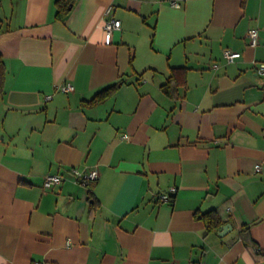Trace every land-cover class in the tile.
<instances>
[{
	"label": "crops",
	"instance_id": "0c3cea01",
	"mask_svg": "<svg viewBox=\"0 0 264 264\" xmlns=\"http://www.w3.org/2000/svg\"><path fill=\"white\" fill-rule=\"evenodd\" d=\"M55 2L0 0V264H264V0Z\"/></svg>",
	"mask_w": 264,
	"mask_h": 264
},
{
	"label": "built area",
	"instance_id": "2783aa9c",
	"mask_svg": "<svg viewBox=\"0 0 264 264\" xmlns=\"http://www.w3.org/2000/svg\"><path fill=\"white\" fill-rule=\"evenodd\" d=\"M111 12V9H108L106 11V14H109ZM120 28V22L115 19H109L104 24V31H105V40L104 43L106 45L111 44L112 42V34L115 30H118ZM248 39L250 46H256L258 43V31L256 29H250L248 31ZM225 58L228 63L234 62L236 59H238L241 54L237 52H231L229 50H226L224 52ZM256 73L259 76H264V63L258 64L256 68ZM62 91L69 92L73 90V87L71 84H66L62 88ZM51 99V96H47L46 100ZM71 173L73 174L76 182L82 185H89L93 182H95L98 179V172L97 170H91L89 172H81L77 168L71 169ZM254 173L261 175L264 177V158L257 162L254 165ZM63 180V177L61 174H47L44 177V187L47 189L53 188L57 185H59ZM159 198L163 201H167L170 197L168 195H160ZM34 264H41V263H34ZM203 264V263H198Z\"/></svg>",
	"mask_w": 264,
	"mask_h": 264
},
{
	"label": "trees",
	"instance_id": "16d2710c",
	"mask_svg": "<svg viewBox=\"0 0 264 264\" xmlns=\"http://www.w3.org/2000/svg\"><path fill=\"white\" fill-rule=\"evenodd\" d=\"M77 0H56L55 8L56 13L55 16L58 19L64 18L69 14L72 7L76 3ZM4 79H5V67L3 63L2 56L0 54V96L3 94L4 87ZM122 82H118L101 92H99L90 102V104H97L105 101L108 97H110L116 90H118L122 86ZM165 91H168V84L163 86ZM203 221L207 230V233L213 232L217 228L223 225V221L216 211H210L203 214Z\"/></svg>",
	"mask_w": 264,
	"mask_h": 264
},
{
	"label": "water",
	"instance_id": "95a60500",
	"mask_svg": "<svg viewBox=\"0 0 264 264\" xmlns=\"http://www.w3.org/2000/svg\"><path fill=\"white\" fill-rule=\"evenodd\" d=\"M221 230H222V232L226 231V226H223V227L221 228Z\"/></svg>",
	"mask_w": 264,
	"mask_h": 264
}]
</instances>
